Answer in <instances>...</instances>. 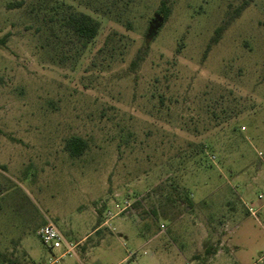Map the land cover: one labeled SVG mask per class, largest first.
Here are the masks:
<instances>
[{"label":"rangeland","instance_id":"obj_1","mask_svg":"<svg viewBox=\"0 0 264 264\" xmlns=\"http://www.w3.org/2000/svg\"><path fill=\"white\" fill-rule=\"evenodd\" d=\"M162 1L0 0V264L58 257L45 219L80 243L56 264H264V0L208 51L243 0ZM70 13L99 22L87 45Z\"/></svg>","mask_w":264,"mask_h":264},{"label":"trees","instance_id":"obj_2","mask_svg":"<svg viewBox=\"0 0 264 264\" xmlns=\"http://www.w3.org/2000/svg\"><path fill=\"white\" fill-rule=\"evenodd\" d=\"M169 0L162 1L161 8L159 9V13L163 14V19L167 20L168 18V8L167 2ZM255 0H243L239 7L235 10V13L232 14L224 23L219 26L215 30L214 36L211 38L209 44L207 45L206 51L210 50L212 45L217 43L223 31L230 25V23ZM64 25L73 32V34L79 39L82 40L84 45L90 43L97 35L99 30V22L96 21L93 17L85 13H70L67 15L63 21ZM153 28V26H152ZM3 40H0L2 43ZM145 49H141L137 55L135 61H133L132 65L136 66L139 61L143 59V53ZM86 141L80 137H71L66 143V150L72 157H78L82 155L84 150L86 149ZM188 205H192L191 198L186 195L185 197ZM206 253L208 255L213 253L212 248H207Z\"/></svg>","mask_w":264,"mask_h":264},{"label":"built area","instance_id":"obj_3","mask_svg":"<svg viewBox=\"0 0 264 264\" xmlns=\"http://www.w3.org/2000/svg\"><path fill=\"white\" fill-rule=\"evenodd\" d=\"M131 205L132 204L130 201L125 200L123 207L115 204L117 209L116 212L106 210L104 213L105 221L103 225L110 226V221L120 214L126 212V210L129 209ZM112 230L114 231L115 228H112ZM37 236L43 245L52 251L53 257H55L54 251L60 252V255L55 257L49 264H56L65 257L77 256V248L80 243L68 240L51 220H47V222L38 229ZM129 256H131V254H129ZM128 264L132 263L128 262Z\"/></svg>","mask_w":264,"mask_h":264},{"label":"crops","instance_id":"obj_4","mask_svg":"<svg viewBox=\"0 0 264 264\" xmlns=\"http://www.w3.org/2000/svg\"><path fill=\"white\" fill-rule=\"evenodd\" d=\"M47 220H49V219H45V220L42 222L41 226H43V225L47 222ZM41 226H39L38 228L35 229V234H36V235H37V231H38V229H39ZM101 226H102V224H98L97 226H95L93 232L98 233V234H99V235H98L99 237H98V240H97V242H96V245H95V246H92V245H91L90 248H89L87 251H89L90 249H93L94 247L99 246V245H101V244L103 243V241H104V237L102 236V233H101L102 231L100 230V229H101ZM144 231H145V230H143V229L140 230V234L143 235V236L146 235V232H144ZM88 236H89V234H87L86 236H84V237L82 238L81 242L84 241V240L86 239V237H88ZM155 237H156V235H151V236L147 239V241H146L147 244L152 243ZM19 243H20V246H21V249L23 250V252H24L25 254H27V257H28L29 259H32L31 256H32V253H33V251H32L33 249L31 248L30 243H29L28 245H26V246H23V243H25L24 239H23L22 241H20ZM87 251H86V252H87ZM86 252L84 253V255L86 254ZM133 255H134V257L137 258V255H138V254L135 253V254H133ZM143 255L146 257L147 262H148L149 264H164V258H163V255H162L161 253H159V251L156 250L155 245H153V247H152L150 250H146V251H144V252H143Z\"/></svg>","mask_w":264,"mask_h":264}]
</instances>
